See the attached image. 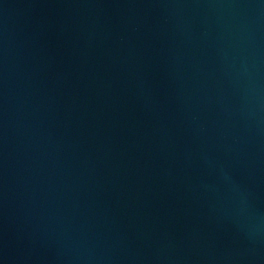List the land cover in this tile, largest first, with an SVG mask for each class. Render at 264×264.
Masks as SVG:
<instances>
[{"label":"water","instance_id":"95a60500","mask_svg":"<svg viewBox=\"0 0 264 264\" xmlns=\"http://www.w3.org/2000/svg\"><path fill=\"white\" fill-rule=\"evenodd\" d=\"M0 264H264V0H0Z\"/></svg>","mask_w":264,"mask_h":264}]
</instances>
